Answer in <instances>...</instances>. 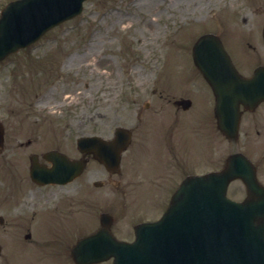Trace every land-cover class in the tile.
Instances as JSON below:
<instances>
[{
	"label": "rangeland",
	"instance_id": "1",
	"mask_svg": "<svg viewBox=\"0 0 264 264\" xmlns=\"http://www.w3.org/2000/svg\"><path fill=\"white\" fill-rule=\"evenodd\" d=\"M8 1L0 0V9ZM263 9L264 0H86L79 16L48 31L34 48L19 50L0 64V121L7 137L0 164L6 165L4 168L8 171L17 168L20 173H25L27 156L32 151L60 147L75 156L77 137L108 134L115 123L132 125V109L136 110L147 99L150 89L162 87L165 61L175 63L177 53L183 52L179 48L181 42L190 40L192 31L210 28L212 17L216 22L227 16L234 24L240 22L238 18L244 17L242 27L245 31L241 34L244 45L245 33L249 36L255 30L257 22L263 18ZM230 24L226 23L227 27ZM233 31L237 33L238 29ZM230 42L232 45L238 43L234 37ZM251 43H257L256 36ZM250 51L247 62L256 65L262 58L261 52ZM187 63L184 61L183 64ZM173 70L174 67L170 66L164 70L163 81L166 87L175 90L178 87V83L173 84L175 80L181 85L187 81L182 79V82L178 76L171 78ZM203 85L200 80L195 82V95L204 94ZM37 93H42L41 98L34 101ZM134 94L136 104L129 101ZM162 113L159 115L167 121L174 115L173 110L167 111V108ZM144 114L147 119L143 135L149 128V116L156 118L152 110H144ZM255 114L263 117L264 106L244 120H256L253 118ZM186 120H183L184 124ZM189 121V126L194 127L183 126L178 132L173 131L174 141L177 136L179 140L182 137L186 153L179 157L177 171L161 172L158 178L153 177L162 181L167 177V184H173L184 175L181 166L188 158L189 164L184 166L186 174L219 169L229 154L240 151L256 162L259 179L264 181L263 123L246 128L244 121L243 131L247 133L233 142L213 126L209 136L207 126ZM170 127L168 124L167 129ZM153 128L159 132L160 122H153ZM148 132L145 143L148 140V147L153 152L156 133L152 129L150 135ZM138 136L140 140V132ZM26 139L36 141L29 148H19L16 141L25 142ZM135 143V147L141 145ZM129 153L123 156L125 168L132 165ZM134 153L137 154L136 160L140 161L143 156L136 150ZM168 158L169 170L174 169L175 161L171 162L170 153ZM99 171V165L89 163L77 183L103 178ZM131 172L143 178L142 171ZM131 176L126 177L130 179ZM228 194L235 200L241 199L244 195L242 184L233 182ZM3 208H0V215H5ZM21 241L15 232L7 236L0 229V264H28L27 260L33 254L24 249L29 246L24 247Z\"/></svg>",
	"mask_w": 264,
	"mask_h": 264
},
{
	"label": "water",
	"instance_id": "2",
	"mask_svg": "<svg viewBox=\"0 0 264 264\" xmlns=\"http://www.w3.org/2000/svg\"><path fill=\"white\" fill-rule=\"evenodd\" d=\"M82 2H10L0 12V61L35 42L55 25L74 17L80 12ZM195 64L216 96L219 128L233 137L237 126L236 118H233L237 103L264 99V74L260 75L262 72L258 71L247 80L220 78L210 59L199 55ZM124 140L127 138L121 145ZM79 142L80 146L98 143L93 138ZM48 158L53 169L41 171L35 166L31 172L33 180L43 177L45 182L58 181L59 172L64 168L72 175L81 167L80 163L69 166L70 163L61 157L50 155ZM236 177L243 180L248 191L247 198L240 204L225 199L226 185ZM162 220L158 225L142 227L133 244L116 243V264H161L163 261L167 264H264V191L256 183L248 161L241 155L230 157L228 166L221 172L186 180ZM88 246L95 245L89 243ZM88 258L100 260L101 255L89 252Z\"/></svg>",
	"mask_w": 264,
	"mask_h": 264
},
{
	"label": "flooded vegetation",
	"instance_id": "3",
	"mask_svg": "<svg viewBox=\"0 0 264 264\" xmlns=\"http://www.w3.org/2000/svg\"><path fill=\"white\" fill-rule=\"evenodd\" d=\"M264 21L261 19L257 25L260 42L263 45L262 31ZM223 35L220 34L223 46L231 59L234 57L236 63L242 64V56L244 54L241 44L233 45L232 49L227 47L223 41ZM259 41V40H258ZM257 41V42H258ZM262 58L257 61V65H264V50L262 49ZM245 62V61H244ZM163 98L162 95H160ZM192 105V104H191ZM189 106L188 109H190ZM177 110H182L181 106ZM199 113L202 117H207L210 122L212 117L211 106L199 107ZM197 111V112H198ZM246 113V112H244ZM214 120H212L213 123ZM104 138H111L105 136ZM164 141H166L164 143ZM20 147H22L20 145ZM75 147V158L83 159L90 162L93 160L91 155H85L77 151ZM173 150L174 146L168 147L167 140L156 142L153 150L158 149ZM153 151V152H154ZM158 152V151H157ZM102 173L105 175L107 183L102 184L104 190L99 191V187L95 183H77L81 180V176L77 178L75 183L60 184H35L30 183L19 186L17 194V203L12 212L7 216L8 221L3 223L4 234L9 230L15 232L23 240V246L26 251H33V257L27 260L28 264H78L72 258V249L75 243L82 237L93 233L100 227L99 215L95 216L93 212L95 208H99L101 212L118 213L119 212V193L120 184L118 176L116 178L110 174L104 167ZM3 169L0 168V171ZM17 171V169H14ZM101 173V171H99ZM5 185L7 188L11 184L5 181L0 175V186ZM8 201V197H1ZM160 209L166 205V197L158 199ZM12 224V225H11ZM134 227V226H133ZM132 227V229H133ZM109 232L117 239L121 234H128L129 231L125 225H121L119 217H111L109 222ZM22 234V235H21ZM80 254H87V248L80 250ZM99 264H111L110 261Z\"/></svg>",
	"mask_w": 264,
	"mask_h": 264
}]
</instances>
